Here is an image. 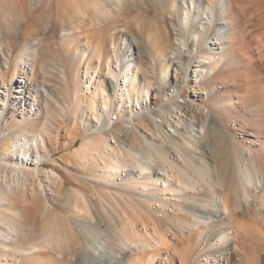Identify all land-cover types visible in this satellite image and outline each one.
<instances>
[{"label":"bare ground","instance_id":"bare-ground-1","mask_svg":"<svg viewBox=\"0 0 264 264\" xmlns=\"http://www.w3.org/2000/svg\"><path fill=\"white\" fill-rule=\"evenodd\" d=\"M37 1L45 8L0 6V264L19 251L22 221L2 212L4 200H47L48 187L59 195L69 183L82 187L75 207L83 201L95 217L65 222L62 256L48 264H264V9L250 0ZM70 2L77 9L64 13L70 31L55 51L43 25L55 28L54 8ZM120 22L145 43L125 32L103 53L102 25ZM82 66L102 99L100 112L83 100L94 109L91 138L76 151L86 170L49 169L50 123L36 119L33 81L51 70L69 82ZM80 96L64 103L78 107ZM107 134L123 147L104 152ZM95 154L104 155L100 173ZM88 235L101 244L89 248Z\"/></svg>","mask_w":264,"mask_h":264},{"label":"rangeland","instance_id":"rangeland-1","mask_svg":"<svg viewBox=\"0 0 264 264\" xmlns=\"http://www.w3.org/2000/svg\"><path fill=\"white\" fill-rule=\"evenodd\" d=\"M13 1L0 0V6L6 5V7L8 8L12 7L11 5L12 4L14 5L15 3ZM83 1L85 0H82L81 2ZM247 4L248 6L252 5L254 8H256V6H261V9L262 10L264 9V0H250ZM32 5L34 6V8L40 7L42 5V2L33 0ZM72 5L74 9H77L75 8L77 6L74 4V2L72 3L70 2L59 12L56 7L54 8L55 9L53 11L55 17L54 19L57 20V25L55 28L53 26H50L52 23L51 19H49L46 22V24L43 25L44 28L47 25H49L48 27L51 28L50 35L54 41L53 49L55 51L59 49L60 44L62 43L61 38H63V36H67L68 32L70 31L67 29V24H66L68 23L69 17L65 16L64 13L69 12V10L71 9L70 7ZM41 8L44 9L45 6L42 5ZM42 9L38 13H42L43 12ZM171 16L172 18L175 19V16L173 14H171ZM131 23L129 24L131 27L128 26L127 28L123 27V23L121 22L119 24L113 23L112 25L110 24L102 25L103 26L102 31L104 34V38H103L104 44H106L103 53L105 52L107 54L108 52L110 53L113 52V50L115 49V45L118 46L119 44V39H118L119 35L125 32L130 34L131 36L134 35V37L138 39L141 44L145 43L142 36L135 31L136 30L135 28L137 26ZM112 33L114 34L112 35ZM27 36L28 35H25V37ZM16 42H19V40H17ZM36 42L37 40L34 41V43ZM120 45L121 44H119V46ZM63 50L64 52H67V54H72L74 51V49H72V51H68V47H65V49L63 48ZM0 53H3L1 48H0ZM60 58L61 55L54 58V60H58ZM95 58L92 59V64L94 66L95 65L97 66L98 61L97 58L96 59ZM138 59L140 61H143L141 56L138 57ZM100 69H101L100 72H102L101 75L104 74L105 72H108L107 70H105V61L104 64L101 65ZM85 70H86L85 67L82 66L80 69L79 76L77 78H75V76L72 73L69 82L68 81L65 82L62 79L61 75H58L57 73L51 70L46 75L40 74V76L36 77L35 79L34 76L32 78L31 74L28 77H25L27 78L28 81H32L33 79L35 80L33 81L35 82L34 91H36L34 95L38 97L36 106L40 108V110H38L39 115L37 116L36 119L39 120L41 119L51 124V125L49 124V130L51 129L50 130L51 138L50 136L47 137V145H46L47 149H49L52 152L49 169L54 167L58 171L62 170V172L63 171L66 172L65 168L68 166L76 170L79 169L78 171L82 173L85 172L86 170L85 161L82 159L80 160L76 154V151L82 150L84 144L88 142L89 138H91L90 136H87L88 134L84 133V129L87 123L93 121L91 119L92 116L91 113L93 112L94 109L91 110L90 100H89L91 99V97L93 98V96H91V93H89L90 91L87 89V84L85 85V76H86ZM141 72H142L141 70L140 72H138V75L140 77L143 76ZM171 73L173 77L177 75L175 70H172ZM179 77L180 76H178V78ZM87 79H89V77H87L86 80ZM98 79L99 78H97V80ZM97 80H94L93 83L91 84L93 86L97 85L98 84ZM150 80L154 83L155 79L150 78ZM0 83H2L1 80ZM106 89L107 92H110L109 88L106 87ZM76 93H78L79 96L81 95L79 97L80 99L78 98V100L81 101L79 103L80 105L78 107L76 105V107H74L73 109L68 108L67 104L64 103L65 100H71V99L74 100ZM204 95L206 96V94ZM87 96L89 97V99L88 101L84 102L83 100ZM93 101H95L96 104L95 106L96 111L100 112V107H101L100 102L102 101V99L93 98ZM126 104L129 103L126 102ZM130 108L131 107H128L127 110H129ZM48 109H50V111ZM46 110H48L50 114L47 115L48 111ZM179 114L181 115V118L187 116V114H185L184 111H182V113L179 112ZM177 116H178L177 113H171V115H167V117L172 122L173 121L175 122L177 120L178 118ZM110 127L111 126H109L108 129H110ZM165 128L169 130L168 126H166ZM147 131L149 133L153 132V130H147ZM132 138L134 137L133 136L129 137V139ZM106 140L107 142L105 144V147L102 148V150L106 153L112 149L111 147H115V148L123 147V144L117 142L116 139L113 136H111V134H107ZM33 150H34V154H37L35 146H32V151ZM95 155L97 156V164H99V167H97V171H98L97 173H100L101 167H103L104 165L103 162L104 155H100V154H95ZM88 168H89L88 170H90V167ZM42 169L43 171L48 170L46 167H43ZM121 174L122 175H120L119 179L121 177H124L127 174V171H122ZM71 179L73 182L75 181L76 183H80V181H78L77 178L71 177ZM46 190L48 195L50 194V197L47 200H42L41 198L38 197H33L26 200L23 198L12 197L11 198L12 200H4V205L8 209L6 210L1 208L2 212H5L7 215L18 220L21 219L20 217H22L21 226H20L21 232L19 237L16 236L17 233L13 234V238L16 240V243H19L20 249L18 252L11 251L13 254L12 253L8 254L10 259L8 258L9 260L7 264H13L12 263L13 259L17 257L18 258L16 260V263L14 264L54 263V261H56V258L62 256L60 252L61 247L66 245L65 243L66 241L64 240L65 222L71 220L74 223L76 220H81L79 218V214L85 215V218L83 220L86 222H89L90 218H92L93 216L95 217V213L91 211L90 206L85 207L83 201H82V205H80V208L77 209L75 207V198L82 191V187L79 186L78 184L69 183L65 187V190L59 195L55 193L52 194L49 187ZM96 197L97 195H93V198ZM93 220L95 221V219ZM99 242L100 239H98L96 235H91V236L88 235L86 244L89 243L87 246L89 248H92L94 246L101 244ZM0 247H2V244H0ZM81 264H110V262L107 263L106 261L100 262L99 260H89L88 257H85Z\"/></svg>","mask_w":264,"mask_h":264}]
</instances>
